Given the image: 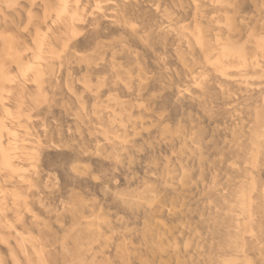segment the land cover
I'll return each instance as SVG.
<instances>
[{
	"label": "rangeland",
	"instance_id": "1",
	"mask_svg": "<svg viewBox=\"0 0 264 264\" xmlns=\"http://www.w3.org/2000/svg\"><path fill=\"white\" fill-rule=\"evenodd\" d=\"M0 264H264V0H0Z\"/></svg>",
	"mask_w": 264,
	"mask_h": 264
}]
</instances>
